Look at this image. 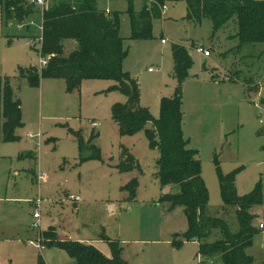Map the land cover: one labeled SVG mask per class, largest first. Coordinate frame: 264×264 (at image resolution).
<instances>
[{
  "label": "rangeland",
  "instance_id": "rangeland-1",
  "mask_svg": "<svg viewBox=\"0 0 264 264\" xmlns=\"http://www.w3.org/2000/svg\"><path fill=\"white\" fill-rule=\"evenodd\" d=\"M54 1L47 0L44 6ZM150 1L97 0V6L121 12L120 34L127 50L123 69L139 84L141 107L159 118L162 98L174 96L180 86L183 135L202 163L210 195L207 213L224 219L237 232L235 209L222 197L218 166L224 175L236 171L238 195L249 194L260 179L264 184V44L240 46L236 18L217 31L209 17L190 18L189 0H165L162 16L153 20L152 36L133 39L129 2L139 11ZM30 4L34 8L26 19L32 22L30 29L25 28L26 21L1 19L0 4V75L9 76L22 103L24 122L16 130L18 139L0 143V264H79L59 247L40 250L29 245V239L37 238L30 202L36 199H42L41 220H61L60 226L68 230L64 239L89 241L108 258L112 246L103 238L124 247V259L133 264H166V260L200 264L196 243H173V235L181 238L188 222L183 206L171 207L162 199L178 187L164 188L159 181L160 152L151 148L146 131L152 123L133 135L119 133L113 106L127 102V96L116 82L83 79L79 90L68 93L63 79L44 78V84L42 79L35 87L20 75L31 66L39 68L41 60L40 45L31 44V36L42 34V7ZM74 42H64L65 55ZM176 44L185 46L192 59L182 83L174 74ZM199 46L208 49L211 57L200 53ZM233 69L239 77L229 72ZM1 125L0 120V131ZM76 132L86 142L83 156L92 154L96 146L100 159H79ZM121 147L135 156L136 167L119 168ZM42 172L49 178L39 179ZM134 179L133 200L124 186ZM77 196L78 202L71 200ZM252 211L258 231L247 253L254 259L252 264H264V229L259 228L264 223V203ZM43 228L41 221L42 235ZM51 228L57 231L55 226L47 229ZM221 238L216 229L205 241Z\"/></svg>",
  "mask_w": 264,
  "mask_h": 264
},
{
  "label": "trees",
  "instance_id": "trees-1",
  "mask_svg": "<svg viewBox=\"0 0 264 264\" xmlns=\"http://www.w3.org/2000/svg\"><path fill=\"white\" fill-rule=\"evenodd\" d=\"M0 4L1 19L5 21L24 23L34 12L30 1L0 0ZM164 5L165 0H152L137 11L134 3L129 2L127 13L131 22V38L151 37L153 20L162 16ZM189 17L198 20L209 17L214 31L236 18L240 46L264 44V0H189ZM120 27L121 12L99 9L96 0L54 1L49 6L42 7L43 41L40 55L49 57L48 63L42 68L31 66L21 70L20 75L27 78L30 86L35 87L44 78L63 79L68 93L79 90L83 79L115 81L116 86L127 96V102L113 106V119L119 125V133L136 134L151 122L153 127L146 131L151 148L160 152L159 181L163 187H178L177 192L165 193L162 197L171 207L181 205L185 209L188 229L181 238L174 234L173 243L181 246L185 241L198 239L199 253L204 262L252 264L254 259L247 253V249L252 246L253 237L258 231L254 225L255 215L252 210L255 205L264 203L262 179L249 194L238 195L235 188L236 171L224 175L218 166L222 197L227 206L235 209L238 231L232 232L224 219L207 213L210 195L202 176V163L197 151L189 147V142L183 135L180 86L174 96L162 98L159 118H154L149 109L141 107L139 84L123 69L127 50ZM66 40H73L77 44L67 55L64 54ZM173 54L174 74L182 83L192 65L191 55L181 44L174 46ZM0 120V143L18 139L16 130L24 124L22 103L15 97L7 75H0ZM78 133L79 159H100V148L96 146H93L92 154L83 156L85 140ZM137 165L135 156L121 147L119 168L126 171ZM136 188L137 179L124 186V190L129 192L128 199L134 200ZM216 229L220 230L222 238L206 242L205 239ZM43 236L44 246L65 250L75 263L128 264L122 255L123 248L117 241L109 238L103 239L108 240L112 246L110 258L92 244L61 240L52 228L44 231Z\"/></svg>",
  "mask_w": 264,
  "mask_h": 264
},
{
  "label": "built area",
  "instance_id": "built-area-1",
  "mask_svg": "<svg viewBox=\"0 0 264 264\" xmlns=\"http://www.w3.org/2000/svg\"><path fill=\"white\" fill-rule=\"evenodd\" d=\"M30 3L34 4V5H37V6H40V7H47V6H44L46 3H47V0H30ZM165 5L163 6V11L165 9ZM41 27V31H42V25L40 26ZM40 36V35H39ZM42 41H43V37H42V34L40 37H36V38H32L31 39V44H39L40 45V49L39 51L41 52V46H42ZM163 42H165V40L163 39ZM197 50L204 54V56L208 57L211 55V52L204 48L203 46H199L197 47ZM48 60H49V57H41V60H40V68L42 67H45L48 63ZM152 70V69H150ZM229 79V78H227ZM33 135H29L30 138H34L32 137ZM49 178V175L46 173V172H42L40 175H39V179L41 180H46ZM71 200H73L74 202H77L80 200V197H72ZM33 202V206H34V213H33V217L35 219V221L32 223V227L34 229L37 230V238H35V240L33 239H29V245L31 246H35L37 248H39L40 250L44 249V237L42 235V233H40V228H41V219H42V199H36ZM259 228L260 229H263L264 228V223H261L259 224ZM200 264H214L213 262H204L203 258L200 256Z\"/></svg>",
  "mask_w": 264,
  "mask_h": 264
},
{
  "label": "crops",
  "instance_id": "crops-1",
  "mask_svg": "<svg viewBox=\"0 0 264 264\" xmlns=\"http://www.w3.org/2000/svg\"><path fill=\"white\" fill-rule=\"evenodd\" d=\"M97 1V0H96ZM37 6V5H36ZM106 11H112V10H108V9H106ZM27 22V21H26ZM24 23V25H25V28H28V29H30L31 28V24H32V22L30 21V22H27V23ZM42 24V23H41ZM28 26H30V27H28ZM41 26V25H40ZM39 34H34V35H32L31 36V38H36L37 36H38ZM68 42V41H67ZM77 46V44H76V42H74V44L72 43V47H71V49L73 50L75 47ZM71 50V51H72ZM211 55H212V53H211ZM211 55L210 56H208L207 58H209V57H211ZM151 69V68H150ZM229 72H232V74L233 75H237V70H230ZM237 77H239L238 75H237ZM44 81V79L42 80V82ZM45 82V81H44ZM44 82H43V84H44ZM22 112H23V108H22ZM18 136H19V134H17ZM29 137V136H28ZM2 143V142H1ZM164 188H169V189H173V187L172 186H167V187H164ZM167 193H169V192H167ZM126 198V197H125ZM32 201H34V200H31L30 202L32 203V205H33V202ZM78 202V201H77ZM75 206V205H74ZM76 210H78V213L80 212V209H79V207H78V203H77V208H76ZM34 213V212H33ZM34 218V217H33ZM42 221V224H44V227L45 228H43L45 231L46 230H48L47 228L48 227H50V226H55L56 228H57V234H58V236H59V238L60 239H62V240H70V238H65L64 239V237H62L63 235H66L67 233H68V230L67 229H65L63 226H60V223H61V220H59L58 218H55V219H48V218H46V219H44V220H41ZM85 224V223H84ZM264 229V228H263ZM71 240H76L75 238H73L72 237V239ZM172 240H173V237H172ZM78 241H81V242H84V243H88V244H91L89 241L87 242V241H85V240H83V239H81V240H78ZM126 243H128V242H126ZM193 243H196L197 245H198V247H199V250H200V241L198 240V239H193V240H190V241H185L184 242V245H186V244H189V245H191V244H193ZM125 248L123 247V250H124ZM199 250H198V252H197V257H200L201 255H200V253H199ZM202 257V256H201ZM127 262H128V264H133V262H131V261H129V259L128 258H126L125 259ZM203 260H204V258H203ZM175 262L176 261H172V264H175ZM143 264V263H142ZM145 264H149V263H145ZM166 264H169L168 262H167V260H166ZM179 264H181V263H179Z\"/></svg>",
  "mask_w": 264,
  "mask_h": 264
}]
</instances>
